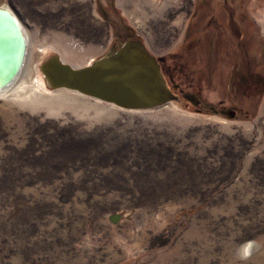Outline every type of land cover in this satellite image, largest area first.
Instances as JSON below:
<instances>
[{
	"label": "rangeland",
	"instance_id": "obj_1",
	"mask_svg": "<svg viewBox=\"0 0 264 264\" xmlns=\"http://www.w3.org/2000/svg\"><path fill=\"white\" fill-rule=\"evenodd\" d=\"M226 1L243 13L240 41L226 29ZM0 9L27 42L20 78L0 93V264H264V94L229 88L251 39L258 61L250 52L241 66L258 64L264 84V0H0ZM211 12L219 27L204 33ZM132 54L140 61L126 63ZM175 54L190 100L131 108L54 85L62 69L102 62L136 80ZM247 241L255 248L241 261Z\"/></svg>",
	"mask_w": 264,
	"mask_h": 264
},
{
	"label": "water",
	"instance_id": "obj_2",
	"mask_svg": "<svg viewBox=\"0 0 264 264\" xmlns=\"http://www.w3.org/2000/svg\"><path fill=\"white\" fill-rule=\"evenodd\" d=\"M12 22L13 21H11V23ZM19 33L22 36L21 30ZM138 44L141 45L140 42ZM125 48L121 49L117 54L118 56L111 60L116 62L114 64L122 63L121 60L126 55ZM21 52H23V44L19 46L17 54L18 59L21 55ZM127 57L128 60L125 59L126 63H134L135 61H140L141 58L136 54L128 55ZM18 63L19 62L17 61L15 62L14 67L16 70ZM103 64L104 62L96 64L92 70L77 73L62 69V72L60 71V76L54 79L56 81L54 85H63L69 88H76L85 94L96 96L97 98L131 108H143L151 105H158L164 101H172L176 98L166 88L167 86L160 74V68L155 60L151 62L153 74H150L151 76H149L147 74H143L145 73L143 72L141 74L142 76L136 80H134V76H131L130 74L121 76L116 71L108 68V66H104L105 68H102ZM129 66L133 67V65ZM133 71L137 72V70H134V68L131 72ZM131 74L133 75V73ZM159 77L161 78V81L159 80Z\"/></svg>",
	"mask_w": 264,
	"mask_h": 264
},
{
	"label": "flooded vegetation",
	"instance_id": "obj_3",
	"mask_svg": "<svg viewBox=\"0 0 264 264\" xmlns=\"http://www.w3.org/2000/svg\"><path fill=\"white\" fill-rule=\"evenodd\" d=\"M225 7H226V12H227V22H226V29L227 31L235 36H238L239 41L241 39H243V36H241V16L240 13L243 14L242 12H239V14H236L233 12V8L230 6V4L226 1L224 3ZM197 17V16H196ZM196 19V18H195ZM216 17L214 14H212V12L209 14L207 20L205 21V23H202L200 25V29H204V27L206 28L204 31V33H206L208 31V29H210L211 27H213V25L218 26L219 24L216 22ZM198 22V20H197ZM198 33V32H196ZM199 37V34H197V38L195 40H193L192 42L190 41L191 45L193 47H195L197 49L196 46H198L197 44H195L197 42V39ZM252 41V39H251ZM247 42L246 44H243V47H240L238 53L236 54V58H234L235 60V65L234 62L232 63V66H236V68L234 69L233 73L230 75V77L232 76V78L229 80V88L231 90H233V93L241 95L243 94L245 97H252L253 96H258V94L261 93L262 89H263V80L262 77L260 76V74L256 71L255 66H257L258 64H255L254 66H251L249 63V68H242L241 66V62L246 59V55L249 54L250 52L252 53V55L250 56L251 60L250 62L253 64L258 61V57L256 56V54H258V52L256 51L257 49L254 48V44L253 42ZM194 49V48H193ZM243 51H246V53H241ZM249 51V52H247ZM256 51V52H255ZM259 55H262V51H259ZM179 54H175L170 56L169 58L165 59L164 56L160 57L158 59L157 64L160 68V73L162 75L163 80L165 81V84L167 85V87H169V89L173 92L176 93L174 96L175 97H188L189 100L192 99L188 93H183V89L181 87V82L176 81L178 75H180L181 73L180 70L182 69V66L180 64V59H179ZM201 57V55H200ZM162 59V60H161ZM245 61V60H244ZM259 71V70H258ZM185 80H187V76L184 74L183 77H181ZM251 92V93H249ZM252 94L251 96H249L248 94ZM247 98V99H248ZM196 104V103H195Z\"/></svg>",
	"mask_w": 264,
	"mask_h": 264
},
{
	"label": "bare ground",
	"instance_id": "obj_4",
	"mask_svg": "<svg viewBox=\"0 0 264 264\" xmlns=\"http://www.w3.org/2000/svg\"><path fill=\"white\" fill-rule=\"evenodd\" d=\"M11 21H13L12 22L13 25ZM20 30H22V27L18 22V20L16 19V17L12 16L7 11L0 9V93L1 94L7 92V90L11 88L13 84H15L17 78L18 77L20 78V72L24 65L23 63L26 56L25 53L27 52V42H26V38L24 36L22 37L21 34L19 33ZM21 44H23V52H21V55L18 59L17 54H18L19 46H21ZM16 61L19 62L16 66L17 70L14 67ZM26 89L28 88H21L20 90L25 91Z\"/></svg>",
	"mask_w": 264,
	"mask_h": 264
},
{
	"label": "clouds",
	"instance_id": "obj_5",
	"mask_svg": "<svg viewBox=\"0 0 264 264\" xmlns=\"http://www.w3.org/2000/svg\"><path fill=\"white\" fill-rule=\"evenodd\" d=\"M255 248L254 241H247L237 249V257L241 261H246L250 258Z\"/></svg>",
	"mask_w": 264,
	"mask_h": 264
},
{
	"label": "trees",
	"instance_id": "obj_6",
	"mask_svg": "<svg viewBox=\"0 0 264 264\" xmlns=\"http://www.w3.org/2000/svg\"><path fill=\"white\" fill-rule=\"evenodd\" d=\"M159 60H160V59H159ZM161 60H162V59H161ZM261 93H262V95L264 94V89H262ZM262 95H261V96H262Z\"/></svg>",
	"mask_w": 264,
	"mask_h": 264
}]
</instances>
